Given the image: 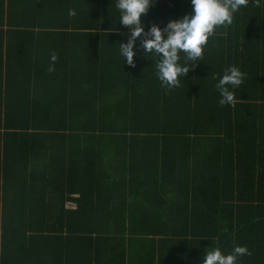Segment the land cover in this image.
Masks as SVG:
<instances>
[{
    "label": "trees",
    "instance_id": "obj_1",
    "mask_svg": "<svg viewBox=\"0 0 264 264\" xmlns=\"http://www.w3.org/2000/svg\"><path fill=\"white\" fill-rule=\"evenodd\" d=\"M191 10L156 0L143 23ZM119 15L115 0H0V264H202L236 245L251 253L236 264H264V0L172 89L142 50L124 64ZM230 65L244 79L220 106Z\"/></svg>",
    "mask_w": 264,
    "mask_h": 264
},
{
    "label": "clouds",
    "instance_id": "obj_2",
    "mask_svg": "<svg viewBox=\"0 0 264 264\" xmlns=\"http://www.w3.org/2000/svg\"><path fill=\"white\" fill-rule=\"evenodd\" d=\"M155 2L115 0V8L120 14L118 23L129 29L126 42H119L118 53L124 64L132 67H135L134 57H138L141 50L143 57H153L156 77L167 89L180 86V78L185 79L189 70L195 68L198 61H203L206 45L215 30L232 25L235 14L248 5V0H190V13L170 20L163 28L152 24L146 30L143 17ZM68 15L74 17L76 11L69 9ZM181 53L184 63H181ZM56 60L57 55L53 52L49 72L54 71ZM243 79L244 74L237 66L230 65L224 70L215 85L220 106L233 104L234 90L242 85ZM250 254L247 247L241 245H236L227 254L214 248L202 255V264H236L239 257Z\"/></svg>",
    "mask_w": 264,
    "mask_h": 264
}]
</instances>
